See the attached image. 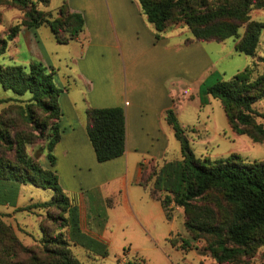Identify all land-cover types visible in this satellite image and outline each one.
<instances>
[{
  "label": "trees",
  "instance_id": "obj_1",
  "mask_svg": "<svg viewBox=\"0 0 264 264\" xmlns=\"http://www.w3.org/2000/svg\"><path fill=\"white\" fill-rule=\"evenodd\" d=\"M137 2L153 25L156 40L170 25L178 23L185 24L191 32L186 43L221 42L236 37L239 27L244 25L234 49L253 58L259 37L264 35V21L249 17L252 9L264 8V0ZM49 3L50 0H0V4L22 12L20 21L0 34V54L5 53L8 42L22 27L48 26L59 44H67L83 32L84 19L80 13L72 12L63 1L53 15L51 10H45ZM257 61L264 62V58L258 57ZM255 64L252 61V66ZM54 73L55 69L38 60L27 66L0 64V86L18 96L29 94L25 100L0 99V103H8L0 110V181L49 189L50 199L34 206L53 207L61 214L47 215L49 220L61 219L57 231L40 222L41 236L32 245L25 244L10 224L0 220V264H82L70 248L71 239L79 233L77 208L60 187L56 172L44 169L27 150L43 142L48 162L51 166L55 162L53 149L60 137L61 89L54 84ZM251 73L252 68L246 66L228 80L215 78L211 84L204 83L201 102L205 103L208 95L218 99L234 133L264 143V125L256 119H264V111L253 106L264 99V68L253 79ZM85 116L86 132L96 160L104 162L121 156L125 147L123 108H87ZM165 119L179 142L181 159L151 164L149 170H143L139 184L148 188L151 197L160 200L168 220L172 219L175 208L182 209L189 238L204 240V250L216 263L248 264L264 247V158L247 161L235 152L213 159L200 158L178 123L174 107L165 111ZM65 227H70V238L61 230ZM85 240L90 242L86 237ZM181 241V248L191 247L190 242ZM171 243L174 245L176 241ZM101 247L96 254L106 255V248Z\"/></svg>",
  "mask_w": 264,
  "mask_h": 264
},
{
  "label": "crops",
  "instance_id": "obj_2",
  "mask_svg": "<svg viewBox=\"0 0 264 264\" xmlns=\"http://www.w3.org/2000/svg\"><path fill=\"white\" fill-rule=\"evenodd\" d=\"M64 1L84 19L83 39L80 34L67 43L81 45L79 54L69 63L71 66L66 63L65 70L60 72L56 47L45 49V43L52 46L50 40H55L48 26L22 27L9 42L16 44L23 34L31 45L35 44L32 48L35 60L48 68L58 67L53 76L55 86L61 89L60 137L53 149L55 162L51 166L45 152L38 160L44 169L56 172L60 187L77 208L79 233L70 244L96 254L101 246L108 251L117 242L141 255L134 262L120 259V264H147L154 258L172 264L164 245L176 241L173 220L176 213L183 216L182 209L175 208L172 219L168 220L160 200L151 197L139 180L151 164L181 159L180 151L176 158L168 157L176 146V138L165 119L167 109L175 108L185 133L187 130L201 133L194 122L199 115L181 119L179 107L181 101L197 100L201 110L216 102L210 95L205 103L201 102L204 83L211 84L219 75L206 47L208 42L186 43L185 39L191 36H181L183 32L175 30L164 32L156 40L153 25L146 20L137 0ZM115 106L124 110V152L114 159L98 162L86 132L85 110ZM220 124L213 132L219 133L225 127L231 129L226 117L223 125ZM28 185L1 180L0 189L7 195L2 198L3 206L24 210L27 204H19L18 199ZM85 192H92V197L101 203L108 201L102 214L93 210ZM29 201L33 206L41 203L33 197ZM15 217L12 211L11 219ZM66 235L70 238V227ZM76 239L90 247L82 246ZM190 245L183 249L176 242L173 246L185 252L196 249L192 241ZM203 256V260L197 256L201 264H216L208 255Z\"/></svg>",
  "mask_w": 264,
  "mask_h": 264
},
{
  "label": "rangeland",
  "instance_id": "obj_3",
  "mask_svg": "<svg viewBox=\"0 0 264 264\" xmlns=\"http://www.w3.org/2000/svg\"><path fill=\"white\" fill-rule=\"evenodd\" d=\"M63 1L64 0H50L49 6L45 8V10H51L52 14L55 15L57 8ZM0 13V34H3L10 26L18 23L22 16V12L20 10L4 4H0ZM249 17L251 20L264 21V8L252 9L249 12ZM171 30L183 32L181 36L184 37L191 36L190 30L183 23L170 25L167 31ZM243 31L244 25L239 27L238 35L236 37H230L221 42L212 41L206 44V47L215 62L214 70L219 74L218 77L215 78L220 80H228L236 73L242 71L246 66L252 68L251 79L255 78L263 72L264 62L257 61V59L258 57L264 58V35L263 33L260 35L256 55L252 58L251 56L237 52L234 49V45L243 34ZM80 37L82 38L83 34H81ZM50 41L52 46H48L45 43V49L48 51L49 49H54L53 47H56V56H58V59L60 58L58 66L60 67V72H62L63 70H65L66 63L68 64V66H71V64L69 63L72 62L71 59L74 56L79 54L81 45L76 42L67 45L59 44L55 40ZM33 45L35 44L31 45L30 41H27V39L24 38L23 34L22 36H20V40L16 44L8 42L5 53L0 54V64L4 66H27L31 60H35L32 53ZM252 61H256V64L254 66H252ZM56 68L57 69L55 70L58 71V67ZM215 80L216 79H214V82ZM28 97L29 94L18 96L10 90H4L0 86V99L15 98L25 100ZM214 100L216 101L215 103L213 102L212 104L206 106V108H201V110H199L200 106L197 104V100L185 102L181 101L182 105L179 107V116L181 119H183V117L186 119H191L192 117L198 118L199 115L198 121L194 122H196L195 125L199 130H201V133L197 131L189 132L188 130L186 132L195 154L200 158L207 157L208 154L209 158L213 159L217 156H226L229 153L235 151V153L239 152V155L247 161L263 159L264 143L253 142L248 136L244 134L237 135L227 127H225L224 130H221L219 133L213 132L214 128L218 129L219 126H221L220 123H222L223 125L225 117L223 109L221 108V106H219V100ZM18 102L22 103V101ZM9 103H12V101ZM7 105L8 103H0V110ZM253 106L257 111H264V99L257 101ZM256 119L258 122H261L264 125V119L259 117ZM204 129L206 130V132H202V130ZM175 143L176 146L174 148H171L173 151H170L168 153V157L172 156L176 158L177 156H179V142L175 140ZM42 144L43 142H37L27 148L28 153L37 157V160L39 156L44 152ZM178 160L179 159L173 161ZM148 168L147 170H149ZM85 193L86 196L90 198L91 207H93V210L102 214L101 212H103V209L106 207L108 201H104L101 203L97 201L95 197H92V192ZM4 196H7L6 191L1 188L0 217L3 221L13 227L17 236L25 244H35L40 238V222H42L51 231L58 230L61 219L49 220L47 215L59 217L61 215L60 212H58V210L54 209L53 207L47 209L33 206V203L31 204L29 201L30 197H33L35 200H37V202L48 201L51 197V191L49 189H43L31 185L26 186V188L21 191V195L18 199L19 204H27L26 206H24V210H20L21 212H19L18 210L14 211L12 207L6 209L3 206L4 203L2 202V198ZM12 211L16 213V217L14 220L11 219ZM16 222L21 224L20 227ZM61 230L66 232L67 227L62 228ZM172 230L174 239H176V242H179V245L182 244V239L191 243V238H189L183 225V216L180 213H176L174 217ZM192 242L194 248L196 249H193L190 252H185L180 247H174L169 242L164 245L166 254L170 255L171 257L172 264H201V260L205 259L203 255H208V253L204 250L206 243L204 240H197ZM71 250L82 264H120V259H127L130 262H134L135 260L139 259L136 258L139 254H137L133 250H130L129 248L127 249L126 246H120L117 242H114L111 247L108 248L106 255L93 254L92 252L86 251L80 246H71ZM196 255L199 256L201 260ZM163 260H165V258H163ZM147 264H168V262H164L154 258ZM248 264H264V247H261L258 250V252L249 260Z\"/></svg>",
  "mask_w": 264,
  "mask_h": 264
}]
</instances>
